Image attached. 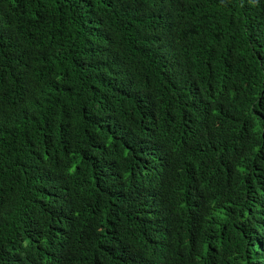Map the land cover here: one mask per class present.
<instances>
[{"label":"trees","instance_id":"1","mask_svg":"<svg viewBox=\"0 0 264 264\" xmlns=\"http://www.w3.org/2000/svg\"><path fill=\"white\" fill-rule=\"evenodd\" d=\"M0 264H264V0H0Z\"/></svg>","mask_w":264,"mask_h":264}]
</instances>
